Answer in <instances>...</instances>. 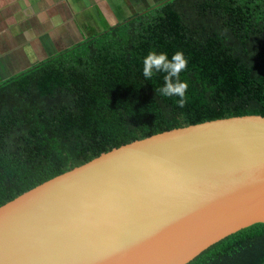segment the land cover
I'll use <instances>...</instances> for the list:
<instances>
[{
	"label": "trees",
	"instance_id": "trees-1",
	"mask_svg": "<svg viewBox=\"0 0 264 264\" xmlns=\"http://www.w3.org/2000/svg\"><path fill=\"white\" fill-rule=\"evenodd\" d=\"M182 52L187 103L143 76ZM264 116V0H164L0 82V206L100 153L164 131ZM186 264H264V224Z\"/></svg>",
	"mask_w": 264,
	"mask_h": 264
},
{
	"label": "water",
	"instance_id": "water-1",
	"mask_svg": "<svg viewBox=\"0 0 264 264\" xmlns=\"http://www.w3.org/2000/svg\"><path fill=\"white\" fill-rule=\"evenodd\" d=\"M264 224V116L100 153L0 206V264H186Z\"/></svg>",
	"mask_w": 264,
	"mask_h": 264
},
{
	"label": "crops",
	"instance_id": "crops-1",
	"mask_svg": "<svg viewBox=\"0 0 264 264\" xmlns=\"http://www.w3.org/2000/svg\"><path fill=\"white\" fill-rule=\"evenodd\" d=\"M151 6L148 0H0V82Z\"/></svg>",
	"mask_w": 264,
	"mask_h": 264
},
{
	"label": "clouds",
	"instance_id": "clouds-1",
	"mask_svg": "<svg viewBox=\"0 0 264 264\" xmlns=\"http://www.w3.org/2000/svg\"><path fill=\"white\" fill-rule=\"evenodd\" d=\"M188 61L182 52H176L171 59L167 53L150 52L143 60V76L151 79L157 73L163 74L164 84L157 91L162 97H178L176 104L183 108L187 103L188 83L181 81L180 73L187 68Z\"/></svg>",
	"mask_w": 264,
	"mask_h": 264
},
{
	"label": "rangeland",
	"instance_id": "rangeland-1",
	"mask_svg": "<svg viewBox=\"0 0 264 264\" xmlns=\"http://www.w3.org/2000/svg\"><path fill=\"white\" fill-rule=\"evenodd\" d=\"M138 1L140 2V0H138ZM148 1H150V5L154 6V5L161 3L164 0H148ZM146 5H148V4H146Z\"/></svg>",
	"mask_w": 264,
	"mask_h": 264
}]
</instances>
